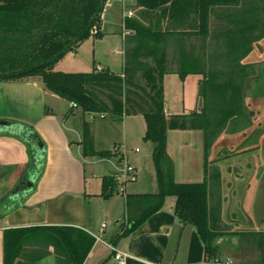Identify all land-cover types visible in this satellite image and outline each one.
<instances>
[{
	"label": "crops",
	"instance_id": "0c3cea01",
	"mask_svg": "<svg viewBox=\"0 0 264 264\" xmlns=\"http://www.w3.org/2000/svg\"><path fill=\"white\" fill-rule=\"evenodd\" d=\"M112 1L108 2L106 8ZM124 1H130V4L124 6ZM239 2L240 0L232 5H215L209 13L206 26L200 20L196 7L187 5L176 12L157 10L143 13V9L138 6L137 0L117 2V5L121 8L120 15L111 11V19H108V16L105 15V8L102 16V26L104 28L114 25L121 29L119 34L121 33V40L125 46L121 68L119 71H113L105 65L109 66L110 61H106V63L101 61L95 64L94 68L98 71L109 69L115 73H124L122 75L124 77L128 75L124 71L127 66L129 74H133L136 81H140L141 84L146 86L144 69H160L158 62L161 61V67L164 71L165 114L171 116L201 112L210 104L207 101L202 109L197 100L198 97H195L199 91H201L200 94L203 97H206L205 89L199 90L201 84L213 85L219 77H240L245 75V72H241L238 75L235 73H237V67L244 66L246 60L249 59L247 57L252 52L250 46L252 43L249 44L248 42L252 37L250 34L253 31H249V26L244 29L242 21L239 20L240 17L231 10L239 7ZM124 7L126 11H124ZM133 22H139L141 27L139 29H135L132 26L129 28L127 23L132 24ZM100 32L102 35L99 38L102 42L109 40L107 38L111 34L118 33L113 28L109 32L102 31V28H100ZM79 47L73 52H77ZM238 50L245 54L243 56L245 59H242V61L244 60L243 64L242 61L240 63L236 60V64L230 70H227L229 64H225L227 68H221L223 71L218 70L220 66H223L219 61L229 60V54L231 55V52ZM128 59L131 62L129 66L127 65ZM188 83L192 84V87H187ZM9 85H17V87H22L21 89L30 91V98L35 97V94H37V98L38 96L42 98L49 96L55 106H50L48 108L49 111H45L41 119L36 121L34 125H25L29 122L28 120H31L29 117H25L21 121L25 123L23 125L26 128L29 127L28 132H32L30 128L36 132L39 138L37 143L30 139L31 134L29 136H21L0 133V178H2L5 170H9L8 167L15 163L30 165V157H32L34 162L37 158V150L40 144H44L42 145L45 150L43 154L45 159L47 156L48 163L47 169L45 168L43 171H39V168L33 166L35 164L33 163L21 178V183L28 182L32 177L36 180L31 187H28L30 189L34 188L33 194L28 197V204L32 206L23 209L18 208L17 210L7 208L5 211L0 212V218L6 220V224L0 225V264H4V231L6 229L51 226L79 228L95 238V244L84 264H105L104 262L107 260L108 255L114 256V252L109 247L110 244L118 251L128 254L126 264H206L205 248L198 231L192 225L183 226L175 214L176 198L169 202L166 199L165 205L160 211L151 215L130 235L115 241L116 236L121 232V228L128 224V220H125L127 219V195L157 193L159 190L156 173H151L149 166H147L146 156L142 158L140 164L137 165L135 163L136 165H133L138 180L129 189H124L122 196L114 194L109 198H105L101 195L102 180L104 176H107L103 175V171L101 173L103 165L113 161L121 164L126 159L125 154L121 152V146L127 145L132 141L140 142L144 139L146 122L141 111L131 112V114L125 115L120 121L113 118L107 120L108 116L85 113L81 108L69 102V106H66V112L63 111L61 115L64 124H60L57 121L59 112L57 111V113L55 110L63 101L68 103V100L47 90L41 82L28 80L22 84L0 82V121L9 118L11 113L14 114L13 111H8L7 107L9 103H14L16 100L14 96L7 94L8 89L11 88ZM137 89L141 90L140 88ZM212 89L210 94L215 95ZM207 90H209L208 87ZM35 91L36 93L34 94ZM150 91L147 88L146 98H149L147 92ZM188 91L193 92L192 97L196 101L190 100V97L186 94ZM212 97L211 95L210 99ZM132 101L141 102V100L136 98V96L134 98L131 94V102L129 104H133V108L138 110L139 108ZM191 103L194 104V109L187 113L186 108L187 106H192ZM27 112L31 113L29 107ZM42 120L45 123L41 124ZM85 125L95 151H111L112 153H118L117 156L105 158L97 155H85L82 143ZM191 130L172 129L168 131L167 149L174 162L175 180L178 183H201L206 177L205 144L203 147L204 161L202 168L199 170H194L193 167H190L183 169V173L179 175L175 159L173 158V150L176 148L174 149L171 144V136L182 135L178 134L180 132L177 131L187 132ZM196 130L203 133L205 141L204 131L202 129ZM22 142L28 143L31 152L30 156L25 144ZM75 147L77 148L76 152H74ZM115 148H118V150ZM211 152L212 158L213 148H211ZM135 153L139 154L140 151L136 150ZM120 157L123 158L122 161H119ZM143 159L145 161L144 165ZM64 162L78 163L80 166V180L75 188L72 183L65 184L57 180L59 173L64 169ZM209 162L213 166L214 158H209ZM77 175L79 176L78 171ZM109 175H114L118 178L120 189L122 186V179H119L120 172H113ZM95 181H100V184ZM93 198L108 201L103 209V215H111L114 219L123 220L120 232L110 240L104 239L94 232L93 229L96 228L94 219L86 214V204ZM60 201L61 203L66 202L65 211L70 213V218H65L63 215L46 207V202L56 206ZM105 228L107 226L102 224L100 232H103ZM39 243V241L38 244L34 243L28 250L36 255L40 253L42 257L45 255L38 264H59L58 258L63 259L62 252H59V254L54 245L46 247V245ZM220 257L222 260L224 259L223 255Z\"/></svg>",
	"mask_w": 264,
	"mask_h": 264
},
{
	"label": "trees",
	"instance_id": "16d2710c",
	"mask_svg": "<svg viewBox=\"0 0 264 264\" xmlns=\"http://www.w3.org/2000/svg\"><path fill=\"white\" fill-rule=\"evenodd\" d=\"M109 1L0 0V81H39L47 90L75 104L83 112L110 116L118 121L131 112L141 111L146 122L144 139L154 144L153 158L159 190L157 193L127 195L128 224L121 228L115 241L130 235L164 207L167 197L175 196V214L183 226L192 225L198 231L205 248L206 264H223L218 260L221 255L216 244L220 237L216 229L217 217L210 204V196L214 193L212 180H217L219 185L221 174L216 171L209 176L208 157L217 136L236 115V110L231 108L236 99L229 98L228 92L230 89L238 91L239 86L231 79L217 86L211 85L220 107L216 118L210 116L207 109L189 115L167 116L164 112V71L161 61L158 62L160 69H144L146 86L129 74L127 66L124 71L128 75L124 77V73L109 69L98 71L94 68L89 72L55 70V65L67 52L75 51L92 37H101L102 16ZM237 1L137 0V4L143 13L157 10L176 12L187 5L196 7L200 20L206 26L209 13L215 5H232ZM127 24L129 28L141 27L139 22ZM129 64L131 62L128 59ZM147 88L151 90L147 92L149 98H146ZM131 94L141 100L132 101L138 110L129 104ZM191 128L202 129L205 133L206 177L201 183H178L175 180L174 162L167 149L168 131ZM30 130V139L37 143L38 135ZM82 143L85 155L109 158L118 154L95 151L87 126ZM122 160L120 157L119 161ZM119 186L116 176H104L101 195L109 198L119 193ZM36 241L43 242L46 247L54 245L58 253L62 252L64 260L58 258L59 264H84L95 244L94 237L75 227L9 228L4 231V264H38L45 255L42 257L40 253H29L27 249L28 245L38 243Z\"/></svg>",
	"mask_w": 264,
	"mask_h": 264
},
{
	"label": "rangeland",
	"instance_id": "374dc122",
	"mask_svg": "<svg viewBox=\"0 0 264 264\" xmlns=\"http://www.w3.org/2000/svg\"><path fill=\"white\" fill-rule=\"evenodd\" d=\"M120 1L122 2L123 0H113L112 3L106 8L105 15L108 16V19H111L112 12H114V14L120 15L121 8L120 6L117 5V2ZM126 4H130V1H124V6ZM231 10H233L235 15L240 17L239 20L242 21L244 29L247 28V26H249L250 27L249 31H253L250 34L252 36L250 39L251 42L247 41L249 44L252 43L250 45L252 50V52L250 53L252 54L251 55L249 54L250 56L247 57L249 58L247 60H251L254 63L256 62L261 63L264 59V53L262 52V50H260V48H258V46H261L264 49V0H240L239 7H235L234 9L232 8ZM124 11H126L125 7H124ZM101 28L102 31H107V32L111 31V29L113 28L116 29L118 33L111 34L109 38L106 37L109 40H106L104 42H102L100 38L98 39L93 37L84 41L82 45L79 47L77 52H73V51L67 52L65 56L55 65V70H61L66 72H89L94 69L95 64L100 63L101 61H104L105 63L106 61H110L109 66L107 64L105 65L107 67H110L113 71H119L122 65L123 52L125 49V46L121 40V33L119 34L121 29L114 25L103 28L102 24H101ZM114 47L115 48L118 47V48L115 49ZM244 55L245 54L239 50L233 53L231 52V55L229 54L228 57L229 60H223L222 62L219 61L221 64H223V66H220L218 70H221V68L223 69L227 68L225 64L227 65L229 64L227 70H230L232 66L236 64V60H238V62L241 63L242 59H245L243 57ZM239 67H237L238 70L236 69L237 73L234 72L236 75L242 72V67L240 68ZM223 69L221 71H223ZM234 77L237 78L238 76H234ZM229 78L230 76L222 77V78L219 77L218 79H216V82H214V84L216 86L219 83L223 84V82L227 81ZM231 78L233 77L231 76ZM262 78L260 79L262 80ZM0 82L22 84L27 82V79H21L16 81H0ZM9 86H11V88L8 89V92L7 91L6 92L8 95L14 96L16 100L14 101V103H9L7 107L9 109L8 111H13L14 114L11 113L10 114L11 116H9V118L1 121L25 124L21 122L23 121L22 119H24L25 117H29V119L31 120H28L29 122H27V124L25 125H34L36 121L41 119V117L44 115V112L45 111L48 112L49 111L48 108L53 105L52 98L50 99L49 96L45 98L38 96L37 98V94H35L36 93L35 91L34 92L35 97L30 98L29 96L30 91H27L26 89H21L22 87H17V85H9ZM189 86L192 87V84L188 83L187 87ZM207 87L209 88V90H206ZM204 89L206 91V97H203L200 94L201 91H199L197 96L195 95V97H198L197 100L199 101L200 103L199 105L200 107H202V109L204 108V104L207 103V101L210 102L209 106L206 108L207 112L210 116L216 118L218 112L220 111V107L218 106L217 103V95L216 93L215 95L210 94L211 85L207 86L205 84H201L199 90H204ZM192 93L188 91L186 94L187 96L190 97L191 101L192 99L193 101H196V99L192 97L193 96ZM211 95L213 97L210 99ZM191 105L192 106H187L186 108L187 113H190L189 111L194 109V104L191 103ZM54 106L55 105H53L52 107ZM66 106L67 107L69 106V101L68 103L66 101H63V103H61L58 106V108H56L55 110L56 112L57 111L59 112V113L57 112L58 113L57 121L60 124H64V120L61 115L63 111L66 112L67 110ZM28 107L29 109H31V113L27 112ZM111 119L112 118L108 116L107 120H111ZM43 123H45V121L42 120L41 124ZM237 127H240V125L238 124L237 126L234 125L232 122H230L228 128L223 129L221 131V134L224 135L227 134L228 132L234 131ZM191 129H192L191 131H187V132L177 131L180 132L178 134H182V135H176L175 137H173V135L171 136V144L173 145L174 149L176 148L175 150H173L174 151L173 158L175 159V164L177 165L179 175L183 173V169L193 167L194 170H199L202 168L203 165V161H204L203 147L205 144L203 133L201 131H197L195 128H191ZM22 143L25 144L26 149L28 150V155L30 156L31 152L28 143H24V142ZM40 145L39 148L43 147L42 145L44 144H40ZM136 150H139L140 153L136 154L135 153ZM153 150H154V144L151 141L142 139V141L140 142L137 141H132L131 143L129 142L127 145L121 146V152L125 154L127 160L125 159L123 162H121V164H118L113 160H112L113 162L105 163L102 167L101 173L103 171V175H109L113 172H120V175H123V170L126 166L128 165L133 166L135 163H137L138 165L142 161V158L146 156H147V166H149L151 173H156V168L153 158ZM76 151L77 148L75 147L74 152ZM211 153H212L211 150H209L208 158L210 159L213 158V156L211 158ZM44 159L45 156L40 158V162L39 160L37 161V158L33 162L32 157H30V165L15 163L11 165V167H8L9 170H5L2 178H0V194H1L0 200L4 198L2 201H0V212L5 211L7 208H13L14 210L15 209L17 210L18 208L23 209L25 207L32 206L31 204H28L29 203L28 197H30L33 194L34 188L32 189L28 188L27 190L24 191L22 195L18 197L17 195H15V193L17 192V189L21 183L22 176L25 174V172H27V169L33 165V163H35L33 166H36V168L39 167L38 169L39 171H43L48 166L47 156L46 159L45 160ZM228 160H224V162H222V165L223 166L225 165L226 170H223L221 168L217 169L214 168V166L210 165L209 174L211 175L215 173L217 170H219L222 173L225 171L226 175L230 177L231 174H234V171H232V169L239 172L241 171V169L244 168L242 164L235 162L234 159L229 161ZM144 163L145 161L143 159V165ZM63 167L64 169L61 173H59L57 180L65 184L72 183V186L75 188L80 180L81 171L79 164L73 162L72 163L64 162ZM77 171L79 176L77 175ZM238 176L241 175H237V177ZM137 180H138V176L134 181L132 180L127 181L124 185L121 186V188L129 189L130 187H132L133 184H135ZM212 181L214 186V191H213L214 193L211 194L210 196V204L213 207L214 215L216 214L217 217L216 229L220 232V237H218L216 244L219 246L220 255H223L224 258L222 260L221 257H218V260L223 264H225L224 262L228 264H264V234L262 235V234L254 233V230L252 229L251 225H249L250 223H248L247 219L244 217V214L239 207V205L241 204L239 202V197L241 195V192L238 193L239 197L236 194H234V198H233V196L231 197V195L228 196L229 189H231L233 184L232 180H230L229 181L230 184L227 185L226 180L224 179V177H222L221 180L219 181V186H218L219 188H216L215 185L218 183V181L216 180H212ZM95 182L100 184V181H95ZM121 194L123 195L122 192H119V194H115V195L122 196ZM175 198H176L175 196H169L167 197V201L169 202L170 200H173ZM230 200L235 205V207L232 208L231 210L233 212L232 215L234 214L236 218L244 219L245 221H247L248 224L247 225L245 222L243 223V226H245L249 236H246V238L243 239L237 235L236 239H239V242L238 240L235 242L231 238L232 236H230L229 234H224L225 233L224 231L226 230L224 210L225 208H227V204L229 203ZM106 202L108 201L105 199H100V198L91 199V201L87 202L86 204V214L87 216H90V218L94 219V223L96 227L93 229L94 232L98 236L110 240L112 237H115L120 232V227L123 220L119 221L118 218L114 219L113 216L111 215L110 216L103 215V209L105 207ZM260 202L262 206L264 204V197H262ZM65 203H61L60 201L55 206L50 204V202H46L47 205L46 204L45 205L48 209H51V211L54 210L56 213L63 215L65 218L66 217L70 218L69 217L70 213L65 211L66 210ZM238 203L240 204L238 205ZM257 203L259 204V199L257 200ZM246 207H248V204L246 205ZM4 224H6V220L0 218V225H4ZM102 224L107 226V228L103 229L104 230L103 232H100V228ZM42 243L40 244L43 245ZM30 247L32 246L28 245L27 249L29 250ZM29 253H31V251H29ZM104 263L118 264V262L115 260L114 256L112 255H108V258L107 260H105Z\"/></svg>",
	"mask_w": 264,
	"mask_h": 264
},
{
	"label": "flooded vegetation",
	"instance_id": "af4514ba",
	"mask_svg": "<svg viewBox=\"0 0 264 264\" xmlns=\"http://www.w3.org/2000/svg\"><path fill=\"white\" fill-rule=\"evenodd\" d=\"M258 48L264 53L261 46ZM242 70L245 75L229 78L231 82L239 86V89L238 91L230 89L228 92L229 98L236 99L231 107L236 110V115L230 119L225 128H228L230 122L237 126L239 124L240 127L227 134L220 133L219 137L217 136L212 146L213 166L226 170L222 162L228 159H234L235 162L242 164L244 168L239 172L232 169L234 174H231L230 177L226 175L225 171L223 173L217 171L221 174L220 179L224 177L227 185L230 184V180L233 181L234 185L232 184L229 189L228 196L231 195L234 198V194H236L239 197L238 193L241 192L239 197L241 204L238 203V205L240 204L239 207L244 217L250 223L254 233L263 235L264 204L261 206L260 200L264 197V59L261 63L247 60L242 66ZM237 175L241 176L237 177ZM215 185L218 188V183ZM258 199L259 204L257 203ZM228 204L224 210L226 223L224 234H229L235 242L237 240L239 242V239H236L237 235L243 239L249 236L243 226V223L247 224V221L232 215L231 210L235 205L231 200ZM247 204L249 209L246 207Z\"/></svg>",
	"mask_w": 264,
	"mask_h": 264
},
{
	"label": "water",
	"instance_id": "95a60500",
	"mask_svg": "<svg viewBox=\"0 0 264 264\" xmlns=\"http://www.w3.org/2000/svg\"><path fill=\"white\" fill-rule=\"evenodd\" d=\"M0 133H10V134H17V135H21V136H29L30 135V132H28V128H26L23 124L16 123V122H7V121H0ZM38 150H40V151H38ZM38 150H37V161L39 160V162H40V158L44 157L43 156L44 148L41 147ZM35 181L36 180H34L32 177V178H30V180H28V182L21 183L19 185L15 195H17V197L22 195L24 193V191L27 190L28 187H31Z\"/></svg>",
	"mask_w": 264,
	"mask_h": 264
},
{
	"label": "built area",
	"instance_id": "2783aa9c",
	"mask_svg": "<svg viewBox=\"0 0 264 264\" xmlns=\"http://www.w3.org/2000/svg\"><path fill=\"white\" fill-rule=\"evenodd\" d=\"M131 15V13H129ZM74 106H76L74 104ZM116 150H118V148H115ZM136 172H135V168L131 165H128L124 168L123 170V175H120L119 176V179L121 178L122 179V184L121 185H124L127 181L129 180H136ZM119 192H124V189H122L120 187L119 189ZM105 226V225H104ZM109 247L112 249V251L114 252V258L115 260L118 262V264H126V259L128 257V254L124 253V252H121V251H118L113 245H109Z\"/></svg>",
	"mask_w": 264,
	"mask_h": 264
}]
</instances>
